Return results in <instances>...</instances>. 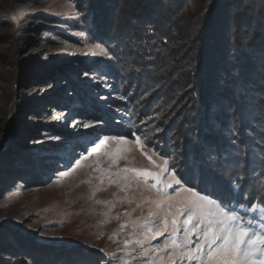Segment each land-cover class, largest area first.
I'll list each match as a JSON object with an SVG mask.
<instances>
[{
	"label": "rangeland",
	"instance_id": "1",
	"mask_svg": "<svg viewBox=\"0 0 264 264\" xmlns=\"http://www.w3.org/2000/svg\"><path fill=\"white\" fill-rule=\"evenodd\" d=\"M81 15V7L73 0H0V166L9 171H0V260L8 264L13 259L3 246H11L17 235L40 246L71 245L96 264H170L166 254L156 252L167 234L142 245L135 243L144 238L143 229L133 228L132 223L142 224L149 211L147 204L137 208V203L149 193L142 196L133 186L127 193L132 203L120 200L125 192L109 185L107 173L101 183V172L93 164L97 154L91 149L100 142L98 136H125L129 143L121 147L127 149V160L112 165V178L125 166L151 168L129 135L134 132L144 142V151L168 158L170 169L182 183L187 182L186 187H192L191 181L178 164L176 152L156 145L157 134L163 132L160 128L167 125L162 116L158 118L157 106L132 122L122 107L128 99L119 87L111 79L106 81V76L84 69L108 53L89 39ZM53 72L57 76H52ZM123 100L126 103H119ZM95 121L101 123L83 127ZM115 147L111 142L109 150ZM53 148L56 150L51 151ZM36 157L55 161L40 170L45 171L40 182L34 181L28 170ZM100 161V168H108L102 154ZM164 178L169 179V174ZM152 211L159 210L153 206ZM122 223L127 227L121 229ZM152 228L153 232L162 231V221ZM125 240L132 243L125 245ZM93 249L104 257L98 254L99 258ZM95 256L96 260L92 259Z\"/></svg>",
	"mask_w": 264,
	"mask_h": 264
},
{
	"label": "trees",
	"instance_id": "2",
	"mask_svg": "<svg viewBox=\"0 0 264 264\" xmlns=\"http://www.w3.org/2000/svg\"><path fill=\"white\" fill-rule=\"evenodd\" d=\"M73 1L81 7L89 39L108 53L84 69L119 87L128 99L122 107L132 122L157 106L158 118L162 116L167 125L160 128L156 145L176 152L192 187L206 188L203 194L219 191L212 198L222 203L250 206L247 197L261 203L264 0ZM51 160H31L28 170L34 181L43 179L45 171L40 170L55 164ZM6 168L1 165L0 171L7 174ZM252 215L256 214L245 218ZM16 236L11 246H3L13 258L8 264L94 263L71 245L40 246ZM94 252L104 257L101 251Z\"/></svg>",
	"mask_w": 264,
	"mask_h": 264
},
{
	"label": "snow or ice",
	"instance_id": "3",
	"mask_svg": "<svg viewBox=\"0 0 264 264\" xmlns=\"http://www.w3.org/2000/svg\"><path fill=\"white\" fill-rule=\"evenodd\" d=\"M99 123L101 122H90L83 124V127L94 128ZM129 135L134 137L135 145L149 160L151 168L125 166L118 168L115 173L116 179L112 178L110 171L112 165H118L121 159L127 160V156L124 155L127 149L121 147L129 143L125 136H104L102 139L98 136L97 139L100 142L95 144L91 151L97 154L93 164L101 172V183H103V174L107 173L109 185H116L125 192V196L119 197L120 200L132 203L127 193L133 186L141 190L142 196L144 192L149 193L140 203H137V208L147 204L149 211L142 224L132 223L133 228L143 229L141 234L144 238L136 240V244L142 245L146 240L167 234L163 244L156 248V252L166 254L170 264H183L185 260L189 264L192 262L195 264H264V197H260L261 203H251L253 197H247V204L250 206L239 204V202L237 204L218 202L212 197L219 196V191L213 190L211 193L202 194L207 193L206 188L197 191L193 187H186L187 182L182 183V179L170 169L168 158L159 157L156 153L149 155L144 151L145 144L141 137L134 132H130ZM111 142L117 145L113 150H109ZM101 154L106 158L108 168H100ZM153 156H157V159H153ZM77 166L83 167L79 162ZM128 173L133 175L129 177ZM166 173L169 174V179L164 178ZM169 189L172 190L171 193ZM96 191L100 189L97 188ZM153 206L159 211H152ZM241 212L244 215H241ZM250 213L256 215L245 219V216ZM161 221L163 230L153 232L152 225ZM125 227H127L126 224L120 225L121 229ZM131 243V240L124 241L125 245ZM147 254L144 252L145 256ZM163 259L162 255L161 260Z\"/></svg>",
	"mask_w": 264,
	"mask_h": 264
}]
</instances>
